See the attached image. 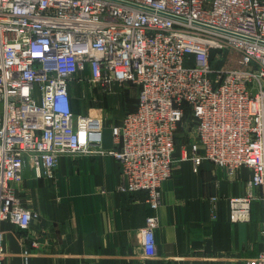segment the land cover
<instances>
[{"label": "built area", "instance_id": "built-area-1", "mask_svg": "<svg viewBox=\"0 0 264 264\" xmlns=\"http://www.w3.org/2000/svg\"><path fill=\"white\" fill-rule=\"evenodd\" d=\"M225 48L238 65L213 68L210 53ZM76 83L135 88L109 149L101 117L72 110ZM187 114L194 137L179 151L194 170H251L246 194L228 198L232 221L249 218L256 187L264 208V0H0V222L26 229L36 217L16 193L25 167L51 178L60 156L89 152L112 156L117 191L144 192L156 210ZM156 225L146 218L143 257L155 255ZM228 264H264V250Z\"/></svg>", "mask_w": 264, "mask_h": 264}, {"label": "crops", "instance_id": "crops-1", "mask_svg": "<svg viewBox=\"0 0 264 264\" xmlns=\"http://www.w3.org/2000/svg\"><path fill=\"white\" fill-rule=\"evenodd\" d=\"M71 107L89 113V104L79 106L72 94ZM102 147H111L110 135L103 133ZM173 157L156 210L144 192L117 191L118 164L108 154L60 156L51 178H35L25 167L16 191L36 217L26 229L0 222L3 264H228L259 255L260 189L246 220L232 221L228 200L246 194L251 170L229 172L206 160L194 170L176 146ZM150 215L157 217L155 255L143 257L140 237Z\"/></svg>", "mask_w": 264, "mask_h": 264}, {"label": "rangeland", "instance_id": "rangeland-1", "mask_svg": "<svg viewBox=\"0 0 264 264\" xmlns=\"http://www.w3.org/2000/svg\"><path fill=\"white\" fill-rule=\"evenodd\" d=\"M210 63L213 68H231L238 65V54L236 51L225 48L220 51L210 53ZM76 83L75 88L71 90L74 102L79 106L89 104V113L99 115L102 119L104 137L110 135V126L117 123L123 113L134 106L136 91L131 84H125L122 88H115L113 93L104 94L95 88L88 91L87 83ZM89 94V100L82 95ZM97 97V103L91 101V96ZM193 119L190 114L185 115L180 123L176 137L175 146L179 148L184 146L194 137ZM17 193V191H16ZM18 195V194H17ZM20 197V195H18ZM21 198V197H20ZM22 200V199H21Z\"/></svg>", "mask_w": 264, "mask_h": 264}]
</instances>
